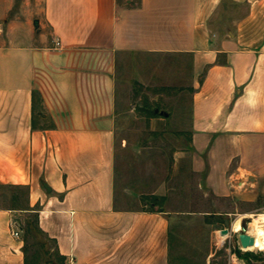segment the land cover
Wrapping results in <instances>:
<instances>
[{
	"label": "crops",
	"instance_id": "obj_1",
	"mask_svg": "<svg viewBox=\"0 0 264 264\" xmlns=\"http://www.w3.org/2000/svg\"><path fill=\"white\" fill-rule=\"evenodd\" d=\"M126 54L187 61L192 172L264 209V0H0V197L26 193L0 206V264H29L28 213L67 264H173V213L119 202Z\"/></svg>",
	"mask_w": 264,
	"mask_h": 264
},
{
	"label": "rangeland",
	"instance_id": "obj_2",
	"mask_svg": "<svg viewBox=\"0 0 264 264\" xmlns=\"http://www.w3.org/2000/svg\"><path fill=\"white\" fill-rule=\"evenodd\" d=\"M188 75L187 61L174 55L126 54L119 62V202L124 207L150 209L155 194H161L164 199L155 208L173 213V264H261L264 252L241 250L231 229L238 220L247 226L253 220L250 215L264 209L248 215L236 212L237 202L216 198L200 186L191 170ZM25 197V192L13 190L8 197H0V206H21ZM18 220L24 227L29 264H67L57 256L54 243L37 230L36 214H20Z\"/></svg>",
	"mask_w": 264,
	"mask_h": 264
},
{
	"label": "built area",
	"instance_id": "obj_3",
	"mask_svg": "<svg viewBox=\"0 0 264 264\" xmlns=\"http://www.w3.org/2000/svg\"><path fill=\"white\" fill-rule=\"evenodd\" d=\"M56 43H57V45H60V42L59 41L56 42ZM254 217H257V218H254ZM250 218H252L253 220L250 221V222H248L247 226H245L242 223V220H238L234 224V226L232 227V229H231V235L235 234L237 236L238 245H239L240 249L243 250V251L257 250V249H250L251 247L244 248L242 246L241 242H240L239 236L242 233H246V234L250 235L251 237H253L255 239V242H256V237H255L254 232L257 231V228H255L254 223L257 222V227L262 226V225L264 226V213L250 215ZM238 222L240 223V229L239 230H237V228H236V224ZM13 234H14L15 237H18V238H20V236H21L19 230H14ZM260 251H263L264 252V250H260Z\"/></svg>",
	"mask_w": 264,
	"mask_h": 264
},
{
	"label": "bare ground",
	"instance_id": "obj_4",
	"mask_svg": "<svg viewBox=\"0 0 264 264\" xmlns=\"http://www.w3.org/2000/svg\"><path fill=\"white\" fill-rule=\"evenodd\" d=\"M255 228H257V231L254 232L256 237V242L253 246H250V249H261L264 250V226L257 227V222L254 223ZM237 230L240 229V223L236 226Z\"/></svg>",
	"mask_w": 264,
	"mask_h": 264
},
{
	"label": "water",
	"instance_id": "obj_5",
	"mask_svg": "<svg viewBox=\"0 0 264 264\" xmlns=\"http://www.w3.org/2000/svg\"><path fill=\"white\" fill-rule=\"evenodd\" d=\"M157 112H159V110L157 109L156 110ZM168 114H166L167 116ZM224 233H227V231H224ZM239 239H240V242L242 244V246L244 248H247V247H250V246H253L255 244V239L253 237H251L250 235L246 234V233H242L240 236H239ZM261 264H264V262H262Z\"/></svg>",
	"mask_w": 264,
	"mask_h": 264
},
{
	"label": "trees",
	"instance_id": "obj_6",
	"mask_svg": "<svg viewBox=\"0 0 264 264\" xmlns=\"http://www.w3.org/2000/svg\"><path fill=\"white\" fill-rule=\"evenodd\" d=\"M157 113H158L157 111H154V112H153L154 115H157ZM153 199H154L155 201L152 202L153 207H152L151 209L154 210V209H157V208H155V207L158 205V203H157L158 200H162V199H164V198H160V197H158V196H154ZM37 230L40 231L41 233H43V231L41 230V228L39 227V225H37ZM171 238H172V237H171ZM248 255H249V254H248Z\"/></svg>",
	"mask_w": 264,
	"mask_h": 264
}]
</instances>
